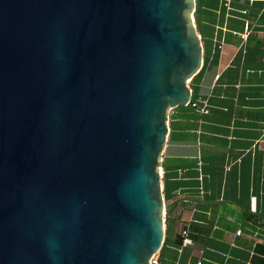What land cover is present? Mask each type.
<instances>
[{
	"label": "water",
	"instance_id": "obj_1",
	"mask_svg": "<svg viewBox=\"0 0 264 264\" xmlns=\"http://www.w3.org/2000/svg\"><path fill=\"white\" fill-rule=\"evenodd\" d=\"M195 0H0V264H151Z\"/></svg>",
	"mask_w": 264,
	"mask_h": 264
},
{
	"label": "crops",
	"instance_id": "obj_2",
	"mask_svg": "<svg viewBox=\"0 0 264 264\" xmlns=\"http://www.w3.org/2000/svg\"><path fill=\"white\" fill-rule=\"evenodd\" d=\"M193 21L202 64L190 102L167 113L154 259L264 264V0H195ZM201 101L206 113L192 106Z\"/></svg>",
	"mask_w": 264,
	"mask_h": 264
},
{
	"label": "built area",
	"instance_id": "obj_3",
	"mask_svg": "<svg viewBox=\"0 0 264 264\" xmlns=\"http://www.w3.org/2000/svg\"><path fill=\"white\" fill-rule=\"evenodd\" d=\"M242 36L245 37L246 34H243ZM188 81H189V80H188ZM192 106L198 108V110H199L200 112H202V113H206V112L208 111V109H207L208 104H207L206 101H201V103H194V102H193V103H192ZM227 168H228V167H227ZM236 233L239 234L240 231L238 230ZM184 234L186 235V232H185V231H184ZM188 242H190V240H189L188 238H184V239H183V245H186ZM151 264H158V262L154 259V256H153L152 259H151Z\"/></svg>",
	"mask_w": 264,
	"mask_h": 264
}]
</instances>
